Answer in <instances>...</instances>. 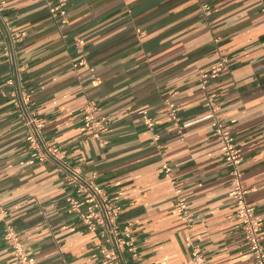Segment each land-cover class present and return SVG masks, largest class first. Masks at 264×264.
<instances>
[{
	"label": "crops",
	"instance_id": "1",
	"mask_svg": "<svg viewBox=\"0 0 264 264\" xmlns=\"http://www.w3.org/2000/svg\"><path fill=\"white\" fill-rule=\"evenodd\" d=\"M53 4L67 14L54 15ZM4 12L19 38L8 55L10 37L0 25V190L7 209L0 264H19L5 239L7 225L18 230L35 264H101L107 239L69 206L64 163L97 175L121 205L120 220L133 221L145 264H188L193 244L205 253L204 264H254L216 125L224 121L243 150V180L254 188L248 201L263 216L264 240L261 0H6ZM219 51L228 68L204 86ZM15 70L44 120V141L61 146L60 158L27 140L8 82ZM91 102L98 117L111 120L100 137L88 128ZM164 162L183 183L192 223L176 211Z\"/></svg>",
	"mask_w": 264,
	"mask_h": 264
},
{
	"label": "built area",
	"instance_id": "2",
	"mask_svg": "<svg viewBox=\"0 0 264 264\" xmlns=\"http://www.w3.org/2000/svg\"><path fill=\"white\" fill-rule=\"evenodd\" d=\"M5 2L6 0H0V25L9 34L10 44L6 47L5 52L10 55L15 41L19 38V34L12 33L11 23L4 12ZM261 2L262 10L264 11V0H261ZM203 8L206 14H209L210 5L205 3ZM50 10L54 15L65 16L67 14L66 9L58 4L51 5ZM78 46L82 47L80 40L78 41ZM218 53L220 54V59L215 68L202 76V84L204 86L209 78L218 76L228 68L227 56L220 51ZM8 82L13 87V94L17 98L18 111L29 127L27 140L38 147L43 155L60 158L61 146L49 145L44 141L42 134L44 120L37 117L32 111L30 97L21 83V76L18 70H15ZM169 107L175 123L179 124L180 117L178 116L176 104L171 101L169 102ZM97 110V105L92 102L85 107L88 128L93 136L100 137L101 133L110 128L111 120L107 116L98 117L96 114ZM142 112L146 123L153 126L154 122L147 115L146 110H142ZM216 134L221 144L224 158L230 168V194L236 200L237 214L244 232L245 243L253 254L254 264H264L263 216L248 201V195L254 188L246 186L243 180V171L240 166L243 160V150L224 121L218 120ZM163 167L175 188L177 195L176 211L185 220L192 223L194 213L184 192L183 183L174 178L173 168L168 162H164ZM63 168L66 172L67 184L71 187V191L67 196L69 206L79 215L89 230L98 232L107 239V243H103L100 247L101 264H145L139 256L138 247L133 236V221L122 222L120 220L121 205L115 202L97 182V175H84L67 163L63 164ZM6 215L7 209L0 190V218H4ZM5 239L13 246L19 264H35L30 256L29 248L23 242L18 230L12 225H7ZM128 252L131 258L128 257ZM205 261L206 256L201 247L193 244L188 264H204Z\"/></svg>",
	"mask_w": 264,
	"mask_h": 264
}]
</instances>
